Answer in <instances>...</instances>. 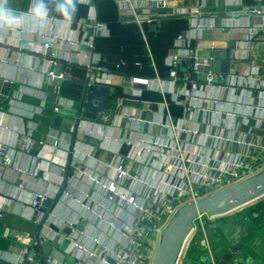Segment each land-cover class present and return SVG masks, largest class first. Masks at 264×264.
Returning <instances> with one entry per match:
<instances>
[{"label":"crops","instance_id":"crops-1","mask_svg":"<svg viewBox=\"0 0 264 264\" xmlns=\"http://www.w3.org/2000/svg\"><path fill=\"white\" fill-rule=\"evenodd\" d=\"M3 1L0 18L11 23L17 31L4 30L0 33V159L7 160V164L0 167V264H23L27 256L21 254L26 251L29 255L36 235L64 250L66 258L63 263L51 260L52 263L58 264H69L70 261L74 264H98V261L89 258L85 251L81 253L72 249L71 241L82 242V233L102 236L105 244L119 246L123 239L109 224L113 222L114 226L119 225L123 220L130 219L133 212L112 204L93 192L86 179L76 180L74 176L86 170L97 174L100 166L110 164L112 167H122L132 175H139L146 182L157 178L159 167L153 159L144 165L128 160L131 147L127 143L150 136L163 139L169 137L170 132L166 126L168 116L162 106L164 100L167 102L173 123L185 119L190 128L225 139L218 142L203 136L194 139L182 134L181 140L184 144L192 142L207 155L249 163L256 166L257 170L264 169L263 33L250 44L251 52L248 58L235 62L237 74L242 77L236 87L228 91L202 90L204 97L211 95L217 99L216 109L221 114L197 109L187 111L184 97L178 94L181 84L172 85L167 82L166 57L168 50L175 45L179 33H184L185 39L190 41V46L198 48L199 54L203 56H213L215 51L227 50L226 74L234 67L228 60L229 50L239 41L240 36H244V26L251 24V19L242 17L232 21L230 18L223 17L222 20L220 17L209 15L240 8L242 0H219L216 5L212 2L207 8V16L217 21V25H222L223 31L205 30L201 38L197 37L200 34L194 30L189 31L188 20L170 18L182 20L185 28L172 34L171 44L163 58L164 77L160 75L153 61L149 36L146 33V30L155 28L162 21L154 26L144 27L142 36L135 25L118 21L117 6L112 0L116 23L137 28L155 73L150 79L125 76L120 71L105 67L106 62L112 63V51L105 52L106 56L100 49L103 44L96 43V39L110 40L112 30L107 23L99 19L94 0L88 3L77 0L79 11L72 24L63 21L62 17L53 11L56 3L54 1L45 0L50 9L46 18L36 15L37 1ZM50 17H56L58 20L52 21ZM93 17L105 24L106 31L103 35L88 37L78 23L90 24ZM50 27H53L54 34L90 42L94 49L89 50L85 45L74 48L67 43H60L49 48L51 53L47 55L48 49H43L41 39H32L21 33L22 29L45 31ZM18 46L21 49H18ZM122 50L123 47H120V54ZM90 57H93L92 61ZM50 60H54L56 65L49 66ZM120 62L125 64L122 58L118 63ZM58 65H61V70L55 84L54 79L46 76V71L52 69L54 72ZM88 65L93 68L89 69ZM183 66L179 69L180 73L187 69V64ZM257 70L258 80L244 76L245 72ZM90 75L98 78V81L90 82ZM156 76L160 81L155 80ZM132 79L146 84L131 85L129 82ZM252 81L258 86L252 84ZM91 84L110 88L111 93L103 103V110L96 116L86 114L87 119L80 120L76 127L73 122L69 131L55 127L53 121L56 116L73 121L78 119L84 87ZM115 96L116 108L111 115L106 110L111 109ZM119 104L121 106H118ZM203 105L205 104L200 106ZM126 114L136 116L139 121L126 120ZM149 115L151 120H147ZM141 124L142 128L139 129ZM163 124L165 126H162ZM17 134H29L36 140L45 142V147H36L34 153L23 154L17 149ZM237 140L250 142L255 146L247 150L238 145ZM36 163L39 164L37 169ZM62 169L65 171L63 176ZM106 175L113 174L110 171ZM63 177H67L71 185L64 184ZM20 184L24 185L22 189L19 188ZM123 187L125 189H120V192H132L135 195L147 193L145 188L138 184L126 183ZM61 191L68 193L69 197H62ZM34 193H40L47 200L54 202L47 211L52 214L48 223L40 217L33 221L34 212L30 203ZM84 195L91 200H80L89 204L96 214H101V218L71 201L74 196L85 198ZM79 226L81 230H78ZM203 226L208 248L200 245L202 232L197 225L195 233L186 244L185 259L196 264H264V197L227 215L205 218ZM65 230H69L68 234ZM83 246L87 252L91 249L86 242ZM36 261L40 263L39 259Z\"/></svg>","mask_w":264,"mask_h":264},{"label":"built area","instance_id":"built-area-1","mask_svg":"<svg viewBox=\"0 0 264 264\" xmlns=\"http://www.w3.org/2000/svg\"><path fill=\"white\" fill-rule=\"evenodd\" d=\"M50 1L56 2V0ZM78 1L88 3L91 0ZM3 2V0H0V9ZM114 2L117 6L118 21L126 25H135L142 36H144V27L154 26L158 22L170 18L188 20L189 31L194 30L200 34V36H197L198 38H201L205 30L219 29L223 31L222 25H217V21L210 17L208 18L206 13L211 3L213 2L216 5L219 3V0H114ZM228 10V12H215L209 16L220 17L222 20L223 17L230 18L232 21L236 18L248 17L251 19V24L244 26V36H240L239 41L229 50L228 60L231 61L234 67L227 74L213 72L212 63L214 57L210 54L204 56L199 54L198 48L194 49L190 46V41L189 39H185L184 33L177 35L175 45L168 50L166 57L168 67L167 82L172 85L181 84L182 87L179 88L178 94L184 97L183 102H185L187 111L197 109L202 112L221 114L216 109L217 99H214L211 95L204 97L202 90H208L209 92L217 89L228 91L236 87L242 77L237 74L235 62L247 59L251 52L250 44L261 33L264 34V0H242L240 8ZM35 13L37 15V11ZM50 20L57 21L58 19L50 17ZM68 23L72 24L73 21ZM78 24L83 31L87 27L91 28L94 35L97 33L103 35L106 31L105 24L98 21L95 17L92 18L90 24L81 22ZM4 30L10 32L17 31L11 23L2 21L0 18V33ZM21 33L24 36H30L32 39H41L44 50L60 43H67L74 48L85 45L89 50L94 49L93 44L90 42H85L84 40L77 41L70 36L65 37L54 34L53 27L45 31L22 29ZM18 49H21V47L18 46ZM89 59L92 61L93 57ZM183 64H187V69L180 73L179 69ZM48 65L52 67L56 65V62L50 60L48 61ZM87 67L89 69L93 68L89 65ZM46 76L51 80L54 79L53 70L48 69ZM244 76L252 80H258V70L255 72L250 71V73L245 72ZM88 77L92 83L98 81L96 77H91V75ZM155 80L160 81L157 76ZM129 83L141 86L146 84L145 82L137 81V79H132ZM252 84L255 85L256 83L252 81ZM255 86L258 85L256 84ZM201 104L205 105L200 106ZM118 106H121V104ZM162 106L168 116L166 126L170 132L169 137L163 139L150 136L134 143H127L131 147V153L127 156L128 160L144 165L147 161L153 159L159 167L157 178L146 182L139 175H132L123 170L122 167H112L110 164L100 166L97 174L89 173L86 170L74 176L76 180L86 179L93 192L100 194L101 197L112 204L127 208L133 212L130 219L123 220L119 225L115 224L114 226L113 222L109 224L123 239L122 242L120 241L119 246L112 247L105 244L102 236H89L82 233V240L91 246V249L87 252L83 246V241H71L70 244L73 250L81 253L85 251L88 257L96 259L98 264H150L153 252L159 241L160 232L176 211L175 207L170 206L171 202L176 201L178 207L195 203L262 170H257L256 166L254 167V165H250L249 163L244 164L223 157L207 155L196 148L192 142L184 144L181 140L182 134H187L189 138L194 139L203 136L218 142L225 139L217 135L210 136L209 134L194 130L188 126L185 119L180 120L179 123H173L165 100ZM55 111L58 110L55 109ZM227 115L230 114L227 113ZM124 118L131 122L139 121L136 116L131 114H126ZM162 126H165V124ZM17 140V149L23 154L34 153L36 147H45V142L36 140L29 134H17ZM237 144L242 145L247 150L255 146L250 142L240 140H237ZM6 164L7 160L1 158L0 167ZM38 166L39 164L36 163V169ZM110 171L113 175L105 176ZM63 173L65 174V171L62 169V176ZM63 178L64 184L68 183L71 185L67 177ZM126 183L141 185L147 193L135 195L132 192H120V189H125L123 186ZM23 187L24 185L20 184L19 188L22 189ZM60 195L65 198L69 197V194L64 191H61ZM84 197L76 198L74 196L71 198V201H74L76 205L84 210L96 214V212L90 209L89 204L87 205L83 200H80L84 199L86 202L87 200H91V198L86 195ZM36 200H39L41 203V201L46 200L45 196L40 193H34L30 206L33 212L37 213L38 218H44V221L48 223L51 221L52 214L50 212L47 213V211H41L40 204L37 205ZM101 212H104L103 208ZM96 215L100 218L102 217L101 214ZM202 218L212 219V217L201 216L195 220L187 243L195 233L197 225H199L202 232L200 245L208 248V240L205 235ZM21 256H27L25 259L32 261V258L27 255L26 251ZM181 261L179 264H183ZM45 264L58 263H52L51 260L47 259Z\"/></svg>","mask_w":264,"mask_h":264},{"label":"water","instance_id":"water-1","mask_svg":"<svg viewBox=\"0 0 264 264\" xmlns=\"http://www.w3.org/2000/svg\"><path fill=\"white\" fill-rule=\"evenodd\" d=\"M88 37L94 35L91 28L87 27L84 30ZM99 36V33L96 34ZM51 49H48L46 54L49 55ZM214 61L212 63V71L225 74L228 68L227 50L215 51L213 53ZM61 65L56 66L54 70V83L57 82ZM110 88L98 84L85 85L83 97L80 104L78 119H63L56 116L53 124L57 128L69 131L71 126H77L80 120L87 119L86 114L96 116L97 113L103 110V103L110 96ZM116 108V96L112 99V107L106 110L109 114H114ZM97 121V118L94 119ZM151 120V116L147 117ZM142 128V124L139 129ZM264 197V169L260 172L243 178L240 181L232 184L229 187L223 188L207 197L198 200L195 203L177 206V202H171L170 206L175 207L176 211L171 216L165 227L161 230L158 244L153 252L150 264H179L182 260L184 248L187 240L193 230L195 220L201 216L212 218L221 217L232 213L240 208L252 204L253 202ZM37 205L40 204V210L48 211V208L54 202L50 200H36ZM177 206V207H176ZM37 213L34 212L33 221L36 220ZM83 224V223H82ZM81 230V227H78ZM69 230L64 232L68 234ZM34 245L29 252V257L32 261L25 260L23 264H45L46 259L54 260L59 263L65 261L66 255L62 248L55 246L46 240L40 238L39 235L34 237ZM39 259L40 263L36 260ZM183 264H196L190 260H184Z\"/></svg>","mask_w":264,"mask_h":264},{"label":"trees","instance_id":"trees-1","mask_svg":"<svg viewBox=\"0 0 264 264\" xmlns=\"http://www.w3.org/2000/svg\"><path fill=\"white\" fill-rule=\"evenodd\" d=\"M99 12V19L107 23L112 30L110 40L98 38L96 43L101 42V52L106 56L109 51H112V63L105 64V67L122 72L125 76H135L142 78H152L155 76L154 70L151 67L150 60L147 57L146 50L143 48L142 42L137 33L135 26H120L116 23L113 1L112 0H94ZM185 24L182 20L167 19L158 23L155 29H148L146 33L149 36L150 51L155 62L156 68L162 77H164L165 66L163 58L171 44L172 34L182 31ZM124 50L119 52V48ZM106 52V53H105ZM136 57V58H135ZM109 58V57H108ZM122 58L124 65L119 62Z\"/></svg>","mask_w":264,"mask_h":264},{"label":"clouds","instance_id":"clouds-1","mask_svg":"<svg viewBox=\"0 0 264 264\" xmlns=\"http://www.w3.org/2000/svg\"><path fill=\"white\" fill-rule=\"evenodd\" d=\"M37 15L41 18H46L49 15V6L45 0H37L36 4ZM63 21L71 22L76 18L79 11L77 0H56L53 9Z\"/></svg>","mask_w":264,"mask_h":264},{"label":"rangeland","instance_id":"rangeland-1","mask_svg":"<svg viewBox=\"0 0 264 264\" xmlns=\"http://www.w3.org/2000/svg\"><path fill=\"white\" fill-rule=\"evenodd\" d=\"M154 29H155V28H153V30H154ZM204 219H205V218H202L203 221H204ZM196 225H197V224H196ZM184 260H186V259L183 258L181 262H184ZM69 264H74V263H73L72 261H70ZM180 264H181V263H180Z\"/></svg>","mask_w":264,"mask_h":264}]
</instances>
